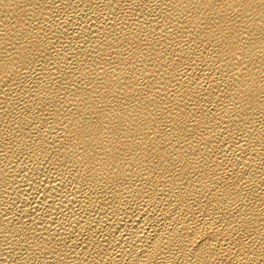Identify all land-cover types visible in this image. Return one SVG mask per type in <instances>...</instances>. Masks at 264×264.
<instances>
[{"label":"bare ground","instance_id":"1","mask_svg":"<svg viewBox=\"0 0 264 264\" xmlns=\"http://www.w3.org/2000/svg\"><path fill=\"white\" fill-rule=\"evenodd\" d=\"M0 264H264V0H0Z\"/></svg>","mask_w":264,"mask_h":264}]
</instances>
